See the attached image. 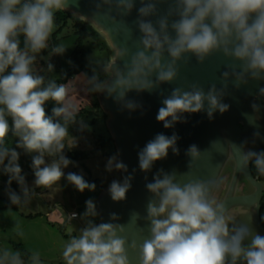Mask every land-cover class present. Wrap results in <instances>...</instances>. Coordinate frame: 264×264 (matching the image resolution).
Returning a JSON list of instances; mask_svg holds the SVG:
<instances>
[{
	"label": "clouds",
	"instance_id": "9594fccd",
	"mask_svg": "<svg viewBox=\"0 0 264 264\" xmlns=\"http://www.w3.org/2000/svg\"><path fill=\"white\" fill-rule=\"evenodd\" d=\"M103 3H114L122 17L128 16L135 6V0H103ZM163 3L168 8L161 15L158 5ZM70 4L79 6L78 0H0V169L8 177L7 195L12 205H20L22 199L26 203L31 194L17 149L31 155L36 187L48 188L62 179L81 193L95 191L97 187L82 174H65L64 169L75 166L65 155V140L69 136L68 125L76 123L77 109L65 103L67 90L63 84L58 85L55 80L45 84L44 76L33 68L37 54L49 47L55 13L68 9ZM140 4L135 21L141 33L139 49L130 54L128 48H120L119 56L123 60L130 56V61L122 67L112 65L105 69L112 72L108 80H100L93 70L88 80L92 91L106 92L123 108L135 111L141 105L126 99L129 92H152L162 84H171L179 75L178 61L188 63L194 56L202 64L215 52L239 62V71L235 63L229 66L235 88L249 80H264V0H140ZM96 7L100 8L101 3ZM153 16H158L155 22L147 19ZM121 24L126 26L123 20ZM124 34L131 37L132 30L125 27ZM65 51L63 45L52 48L54 55H63ZM47 67L54 69L52 63ZM229 76V71L222 73L225 83L219 89L215 84L207 91L198 84H192L188 91L173 88L162 100L156 120L168 129L177 122H186L185 113L206 111L211 120L217 111L227 112L230 106L222 101ZM259 92L264 93V87ZM48 101L56 105L51 116L45 110ZM251 107L253 113H259V105L253 103ZM245 116L249 124L257 126L258 115ZM80 127L84 130L88 125L81 122ZM10 132L17 137L15 147L5 145ZM254 136L259 138L260 133L257 131ZM178 139L175 133L170 137L159 133L148 141L138 153L140 170L150 172L156 161L167 158L169 149L178 155ZM230 146L240 151L243 166L251 161L257 172L264 175V151H245L244 144L237 147L232 142ZM186 155L191 158L188 164L191 168V162L200 159L201 151L191 145ZM118 156L119 153L108 159L107 172L128 171ZM133 178L128 175L122 181L110 183L108 192L114 202L126 200ZM13 181L19 185L21 194L11 189ZM214 184V180L177 182L175 171L163 169L154 175L153 182L146 183L152 197L144 217L149 222L150 237L139 245V264H264V236L254 234L249 224H236L226 216L225 206L211 198ZM85 203L83 215L97 217L96 202L89 199ZM76 215L73 213L71 217L75 219ZM133 215L140 219L139 213ZM110 219L116 221L119 217L112 213ZM124 231V225L119 223L97 224L89 220L78 236H71L64 244L62 258L66 264H130ZM249 238L251 243L245 246ZM130 247L137 249L135 240ZM29 260L31 264H42L39 252H32ZM0 264H25V261L19 250L3 248Z\"/></svg>",
	"mask_w": 264,
	"mask_h": 264
},
{
	"label": "water",
	"instance_id": "95a60500",
	"mask_svg": "<svg viewBox=\"0 0 264 264\" xmlns=\"http://www.w3.org/2000/svg\"><path fill=\"white\" fill-rule=\"evenodd\" d=\"M79 6L70 4L67 11L87 22L105 40L110 49L107 65L123 66L130 61V56L124 58L119 56L120 48H128L130 54L139 49L141 33L135 23L138 18V9L141 7L140 0H135V6L128 16L122 17L114 3H103V0H78ZM101 3L97 8L96 4ZM159 13L162 15L168 8L167 3L158 5ZM155 22L158 16L149 17ZM126 23L121 24V21ZM125 27L132 30L131 37H126ZM175 36V33H171ZM168 57L165 54V60ZM235 63L239 71V62L225 57L222 52H215L201 64L194 56H191L188 63L184 60L178 61V78L171 84L165 83L152 92H140L135 90L127 94L126 99L133 100L141 105L135 111H129L117 103L114 98L109 97L106 92H95L100 109L105 114V124L113 141L116 154L119 153V160L128 166L127 172H120V180L128 175H133L132 187L127 193V198L121 202H114L108 192L109 185L102 187L96 196V205L99 215L96 223H119L124 225L125 231L122 234L128 241L127 252L130 264H139V245L150 237L149 222L144 220L146 206L152 198L145 185L153 182L154 175L163 169L165 172H176L177 182L186 183L193 180H214L210 195L213 197L220 181L228 172L221 194L217 203L225 206L226 216L232 218L236 224H249L254 234L264 236V227L260 220L261 200L264 194V181L258 180L252 173L250 162L245 167L240 163V151L231 147L230 142L238 147L244 144L245 151L258 152L264 147V93L259 89L264 87V80H249L246 85L239 89L233 86L234 79L231 76L230 65ZM229 71L227 78L226 94L223 103L228 104L229 110L223 114L219 111L214 113L213 119L209 120L205 112L184 114L186 122H177L173 128H164L163 123L156 120V116L164 97L171 94L173 88H182L185 91L191 90L192 84H198L205 91L215 84L217 88L223 87L225 83L222 73ZM103 80L112 76L111 71H105ZM155 80V76L152 77ZM102 80V81H103ZM163 93V95H161ZM259 105V113H253L251 105ZM207 108V104H205ZM245 114L258 115L257 126L249 124ZM260 137L254 136L255 132ZM163 133L172 136L175 133L179 139L177 147L179 154H173L171 149L167 158L156 161L150 172H143L139 168L138 153L145 147L148 141ZM247 143H244V142ZM196 145L201 151L199 160L191 162L188 168L190 157L186 155L188 148ZM135 169V172H133ZM182 173H187L182 175ZM147 177V180L145 179ZM115 213L119 219L111 221L110 215ZM134 213H139L140 219H135ZM251 218V219H250ZM231 227V224L229 225ZM135 240L138 247L134 251L130 245ZM251 243L249 238L244 242L247 246ZM241 264V262H238Z\"/></svg>",
	"mask_w": 264,
	"mask_h": 264
},
{
	"label": "rangeland",
	"instance_id": "374dc122",
	"mask_svg": "<svg viewBox=\"0 0 264 264\" xmlns=\"http://www.w3.org/2000/svg\"><path fill=\"white\" fill-rule=\"evenodd\" d=\"M54 33L56 45H63L66 51L63 55H54L52 52L46 56L37 54L33 68L36 72L45 73L51 78H58L73 64L71 51L74 47L75 34L72 28V20L69 19L59 30L55 22V29L52 35ZM48 43H50V39ZM109 55L110 53L107 49H98L97 46L93 45L91 46V52H89L90 58L101 63H105ZM48 63L54 65L53 70L48 69ZM64 87L67 90L65 103L74 105L77 112L82 108L92 111L81 121L88 125L87 129L82 130V136H68L65 140L66 144L72 149L84 150L88 156L84 160H72L75 162V166L69 165L68 168L64 169L65 174L74 172L73 170L76 169L82 175L89 174L91 177L99 178L105 183L120 180V171L114 170L111 173L106 171V163L111 157L110 148L112 147L111 142L106 146H102L101 141L108 139L110 135L102 110H95L92 106L94 97L86 77L83 73L76 74L64 84ZM93 119L94 121L92 122ZM26 155L31 156L30 154ZM24 175L31 190L28 201L25 203L22 199L21 204L16 205L17 209L11 207L0 208V249L19 250L21 256L29 253V257L32 252H39L42 264H66L62 258L64 244L71 236H78L80 229L86 227L89 220H93L96 223V217L87 218L86 220V216L83 215L86 207H84L82 201L86 200L92 193L97 192V187L95 191L85 190L81 193L68 183L66 179H62L48 188L36 187L33 184L34 174L26 172ZM227 176L228 172L224 174L212 197L216 201L221 194ZM7 188L0 183V205L3 204L4 200L9 201ZM14 191L17 194H21L20 188ZM49 208H53L62 214V216L60 214L57 215L58 224L49 222L53 219V215H46V211ZM66 210H69L68 216L72 212H77L79 217L71 223L65 222L64 214ZM36 213L40 215L35 217L26 216ZM69 230H71V233ZM19 232H22L23 235H20ZM64 233L68 234V236H65ZM15 243H21L23 249L16 247ZM29 257L22 256L25 264H31Z\"/></svg>",
	"mask_w": 264,
	"mask_h": 264
},
{
	"label": "trees",
	"instance_id": "16d2710c",
	"mask_svg": "<svg viewBox=\"0 0 264 264\" xmlns=\"http://www.w3.org/2000/svg\"><path fill=\"white\" fill-rule=\"evenodd\" d=\"M69 19L72 20V28H73L74 34H75L74 47L71 51L73 64L71 66H69L61 74V76L58 78H51L49 75L42 73V72L41 73L37 72V73L44 76L45 84H47V82L50 80H55V82L58 85H60V84L64 85L69 81L70 78H72L74 75L79 74V73H83V75L86 77V79L88 81L89 77H91L93 75V70H95V72L98 74L100 80H103V78L106 75V73L104 71V66L107 65L109 58H107L105 63H101V62L95 61L94 59L90 58L89 52H91V46L93 45V46H97L98 49H107L110 53V49H109L108 45L106 44L104 38L96 30H94L87 22L80 20L79 18L75 17L74 15H72L71 13H69L67 11H58L55 13V22L58 25V30L63 25H65ZM55 45H56V38H55V33H54V35H52V37L50 38L49 47L47 49H45L44 51H42V53H40V55L46 56V55L50 54L52 52V48ZM21 47H23V37H21ZM88 85L92 90V85L89 84V82H88ZM92 93H93V97H94V102H93L92 106L95 110H98V109L100 110L99 104H98L96 96H95V91H92ZM55 106H56L55 102H53V101H48L45 104V110L49 116L52 115V109ZM91 112L92 111H90L89 109H85V108H82L78 112H76V117H75L76 123H71L68 125L69 136H73V137H81L82 136L83 131L81 130L79 124ZM103 116L105 118L104 113H103ZM93 121H94V119L92 120V122ZM9 123L11 124L10 120H9ZM16 141H17V137L12 135V133L10 132L8 137H6L5 145L8 147H15ZM110 142H111V147H112V148H110L111 149L110 156H113V155H116V150H115V147L112 143L113 141H112L111 137H108V139H106V140H102L101 145L106 146ZM65 145H66L65 155L70 160L78 161V160H84L87 158L88 154L86 151L72 149L70 146H68L66 144V142H65ZM17 150L21 152L19 163H20V166L22 167V174H25L26 172L34 174L32 168L30 166L31 165V156H27L23 152V150H20V149H17ZM261 151H264V147L262 149H260L257 153H260ZM250 167H251L253 175L258 180L264 181V175H260L257 172L253 162H251V161H250ZM73 171L80 174L76 169H74ZM83 176L88 182L95 183L97 186V192L92 193L91 196L86 198V200L82 201V203L84 204V207H86L85 202L89 199L96 201V196H97L98 192L102 189V187H104L108 184L110 185V183H105L104 181H102L99 178H93L89 174L83 175ZM7 179H8V177L3 173L2 169H0V183L2 185H5L6 187H9L7 184ZM119 179H120V177H119ZM10 187L12 190H17L19 188V185L15 181H13V183L11 184ZM8 207L17 209L16 205H12L7 200H4L3 204L0 205V208H8ZM38 215H40V214L39 213L28 214L26 216L27 217H35ZM260 220H261V223L264 227V194H263L262 200H261ZM64 235L68 236V234H65V233H64ZM14 245L21 250L23 249L21 243H15ZM22 256L29 257V253H26L25 255H22Z\"/></svg>",
	"mask_w": 264,
	"mask_h": 264
},
{
	"label": "crops",
	"instance_id": "0c3cea01",
	"mask_svg": "<svg viewBox=\"0 0 264 264\" xmlns=\"http://www.w3.org/2000/svg\"><path fill=\"white\" fill-rule=\"evenodd\" d=\"M58 214H60L61 216H62V214L61 213H58V211L57 210H55V209H51V208H49L47 211H46V215L47 216H50V215H53V219H57V220H51V221H49V222H51V223H53V224H58ZM68 214H69V210H66L65 211V214H64V220H65V222H67V223H71L74 219L73 218H70L69 216H68ZM79 216L77 215L76 216V218L75 219H77ZM86 218V220H87V218L89 219V218H91V216H86L85 217Z\"/></svg>",
	"mask_w": 264,
	"mask_h": 264
},
{
	"label": "built area",
	"instance_id": "2783aa9c",
	"mask_svg": "<svg viewBox=\"0 0 264 264\" xmlns=\"http://www.w3.org/2000/svg\"><path fill=\"white\" fill-rule=\"evenodd\" d=\"M73 213H76V214L78 215V213H77V212H72V213L69 215V217H70V218H72V217H71V215H72ZM77 215H76V216H77Z\"/></svg>",
	"mask_w": 264,
	"mask_h": 264
}]
</instances>
